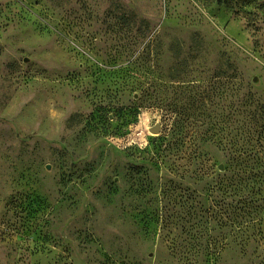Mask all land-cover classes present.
Here are the masks:
<instances>
[{
    "label": "rangeland",
    "instance_id": "1",
    "mask_svg": "<svg viewBox=\"0 0 264 264\" xmlns=\"http://www.w3.org/2000/svg\"><path fill=\"white\" fill-rule=\"evenodd\" d=\"M0 264H264V0H0Z\"/></svg>",
    "mask_w": 264,
    "mask_h": 264
},
{
    "label": "water",
    "instance_id": "2",
    "mask_svg": "<svg viewBox=\"0 0 264 264\" xmlns=\"http://www.w3.org/2000/svg\"><path fill=\"white\" fill-rule=\"evenodd\" d=\"M157 130V128L154 129V132Z\"/></svg>",
    "mask_w": 264,
    "mask_h": 264
}]
</instances>
